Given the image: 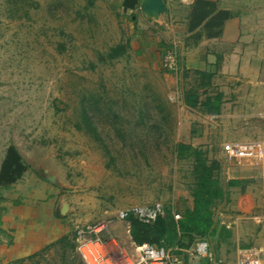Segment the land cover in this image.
Wrapping results in <instances>:
<instances>
[{"label":"rangeland","instance_id":"374dc122","mask_svg":"<svg viewBox=\"0 0 264 264\" xmlns=\"http://www.w3.org/2000/svg\"><path fill=\"white\" fill-rule=\"evenodd\" d=\"M229 1L242 18L244 49L236 73L215 72L207 91L222 93L223 104L221 113L207 114L182 100L185 90L202 92L195 71L165 68L167 51L142 48L137 24L129 46L130 22L117 0H0V145L20 149L29 165L21 189L51 192L53 226L65 228L38 253L6 264H84L76 229L99 223L103 237L130 252L136 243L121 212L157 203L164 207L159 224L170 215L179 226L194 207L195 185L194 156L181 155V143L220 163L225 197L213 211L225 215L216 225L221 234L220 222L232 223L241 211L264 217L261 166L229 162L222 152L228 141H264V100L254 98L264 99V0ZM121 43L127 52L108 58ZM235 179L242 182L234 187ZM32 197L20 196L25 213L45 200ZM179 234L170 240L165 231L162 244L191 246L199 237Z\"/></svg>","mask_w":264,"mask_h":264},{"label":"crops","instance_id":"0c3cea01","mask_svg":"<svg viewBox=\"0 0 264 264\" xmlns=\"http://www.w3.org/2000/svg\"><path fill=\"white\" fill-rule=\"evenodd\" d=\"M123 1L117 0V3L122 5L123 17L130 22L132 38L129 39V46L135 44L132 33L138 28L141 38L136 35V39H140L142 48L147 46L146 49L151 52L158 49L161 55L169 48L175 49L180 65L187 72H212L214 80L215 72L228 74L239 70L240 54L244 49L242 18L238 12L234 13L229 0H164L167 11L159 19L148 17L141 10L143 0H139L137 8L127 10L123 7ZM134 24L138 26L135 28ZM248 64L244 61L242 68L245 69ZM254 98L256 101L264 100L260 95H254ZM182 100L185 105L184 98ZM8 146L0 145V169ZM20 182L9 188L0 186V260L3 264L36 254L54 242V236L55 241L58 240V232L65 233V228L53 226V223H58L55 217L56 199L50 197L51 192L47 194L45 190V195H33L31 191L21 189L23 183ZM22 194L45 200L34 201L35 206L25 213L20 202ZM240 206L238 201L234 208L240 210ZM241 212L232 223L226 219L220 222L225 225L222 234L216 228L215 234L205 236L211 243L208 263L237 264L238 250L245 249L256 254L264 264V217L260 213L251 214V211ZM218 214L214 216L216 225L218 219L225 216L221 212ZM215 237H222L219 245H215ZM113 240L115 245L118 244Z\"/></svg>","mask_w":264,"mask_h":264},{"label":"trees","instance_id":"16d2710c","mask_svg":"<svg viewBox=\"0 0 264 264\" xmlns=\"http://www.w3.org/2000/svg\"><path fill=\"white\" fill-rule=\"evenodd\" d=\"M138 6L139 0L123 1V7L126 10L137 8ZM127 46L128 44L121 43L112 47L107 57L114 59L122 56L127 52ZM195 73L198 76V87L204 90L202 92L193 88L185 90V105L191 109H197L207 114L221 113L223 94L218 93L213 96L207 91V88L212 84L214 74L212 72L199 70H195ZM185 76H188V74ZM203 94L204 97H202ZM179 148L181 155L189 150L194 156L193 174L195 185L192 191L194 207L187 212L184 219L178 221L179 226L175 224L173 217L170 215L167 217L169 220H166L162 224H159L162 219V217L159 216L156 219L158 222L154 226L151 223L140 221L133 214H129L127 220L130 221L131 236L137 245L142 243H150L159 246L164 245L162 244V240L164 239L165 231L169 234L168 238L170 240H176L180 232L187 234L191 239L195 236H199L196 238V241L200 237L216 233L217 227L213 205L217 200L224 199L225 197V190L221 186L218 176V171L221 168L220 163L218 161H209L203 150L195 148L192 145L181 143L179 144ZM28 169L29 165L19 148L15 144L9 145L0 169V186L4 188L13 186L23 178ZM241 182L242 181L236 179L231 180L230 185L237 186ZM162 226L166 228L163 229ZM180 244L179 246L189 247L182 243Z\"/></svg>","mask_w":264,"mask_h":264},{"label":"built area","instance_id":"2783aa9c","mask_svg":"<svg viewBox=\"0 0 264 264\" xmlns=\"http://www.w3.org/2000/svg\"><path fill=\"white\" fill-rule=\"evenodd\" d=\"M165 68L178 73L181 68L175 49H169L163 56ZM222 152L227 161H250L260 165L264 186V142L261 140L228 141L222 144ZM230 174L231 167L226 168ZM133 214L145 223L155 221L164 214V207L157 203L152 207H139L121 212V218ZM179 213L175 215L178 220ZM105 223L78 226L76 229V251L84 264H202L211 258V243L208 238H199L189 247H167L150 243L135 244L130 253L116 244L111 235L103 237ZM114 245V246H113ZM210 264V262H209ZM237 264H262L261 259L251 251L239 249Z\"/></svg>","mask_w":264,"mask_h":264},{"label":"water","instance_id":"95a60500","mask_svg":"<svg viewBox=\"0 0 264 264\" xmlns=\"http://www.w3.org/2000/svg\"><path fill=\"white\" fill-rule=\"evenodd\" d=\"M140 8L148 17L153 19H159L167 11L164 0H143Z\"/></svg>","mask_w":264,"mask_h":264}]
</instances>
